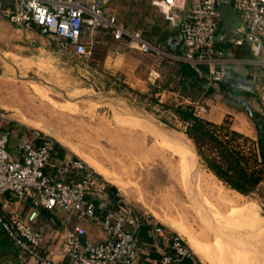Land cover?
Returning <instances> with one entry per match:
<instances>
[{
  "label": "rangeland",
  "instance_id": "374dc122",
  "mask_svg": "<svg viewBox=\"0 0 264 264\" xmlns=\"http://www.w3.org/2000/svg\"><path fill=\"white\" fill-rule=\"evenodd\" d=\"M115 1L121 22L133 14L130 25L147 28L141 12L148 10L149 1L136 0L138 6H130L127 0ZM156 12L159 17L160 11ZM31 34L32 30L18 28L0 12V110L12 118L16 127L49 136L72 155L102 169L111 177L106 180L102 176L104 180L120 188L123 198L136 206L145 205L146 211H153L170 228L169 222H177L176 228L184 235L206 232L208 242L214 241L215 235L205 228L210 222L204 214L203 200L216 205V200L223 199L226 204L219 207L227 218L236 207L254 208L258 217L251 224L259 230L257 237L263 242L264 186L253 195L241 196L210 175L214 186L223 192L218 198L200 180L199 176L209 171L199 159L198 168L190 147L176 139L186 150V159L182 160L157 140L159 135L172 138L158 130L160 127L192 142L186 134V123L175 113L177 102L159 101L161 88L149 75L151 60L139 55L124 57L116 67L108 68L104 60L108 41L115 44L111 30L96 31L101 36L99 44L92 45V54L86 58L74 56L63 42ZM134 78L140 80L136 88L131 87ZM0 127L11 135L9 147L21 141L15 127L6 123H0ZM181 168H187L185 174L190 175L184 177L189 180L181 179ZM231 202L237 205L230 206ZM53 214L37 225L45 236L52 233L50 223L55 217L70 213L56 209ZM85 225L94 230V224ZM246 229L244 223V233ZM259 263L264 264V255Z\"/></svg>",
  "mask_w": 264,
  "mask_h": 264
},
{
  "label": "built area",
  "instance_id": "2783aa9c",
  "mask_svg": "<svg viewBox=\"0 0 264 264\" xmlns=\"http://www.w3.org/2000/svg\"><path fill=\"white\" fill-rule=\"evenodd\" d=\"M111 0H0V12L13 25L24 30L38 28L41 35L66 44L78 58L92 54L90 48L97 30H111L113 39L122 43L116 53L136 48L144 54L161 52L146 42L140 33H132L114 15H105ZM166 19L181 0H152ZM218 0H198L181 20V34L186 47L196 61L206 63L211 74L220 78L214 69L217 39ZM233 7L244 16L246 34L235 41L237 46L248 43L254 55L264 52V0H233ZM196 111L207 112L202 106ZM197 114V112H195ZM200 115V114H199ZM10 116L0 111V123ZM10 136L0 135V227L20 251L38 264H134L137 259V236L147 217L134 212L117 193L119 210L102 212L93 199L106 196L109 183L79 158L55 160L58 142L49 136L31 132L19 143L17 153L9 148ZM58 174L72 175L69 182ZM11 194L17 200H29L27 213L1 203V197ZM53 212L62 209L76 218L74 226L61 237L54 249L49 238L37 229L40 210ZM92 223L107 237L94 242L88 239L85 223ZM153 230L166 243L170 254L162 256L163 264L194 258L187 241L175 230L153 224Z\"/></svg>",
  "mask_w": 264,
  "mask_h": 264
},
{
  "label": "crops",
  "instance_id": "0c3cea01",
  "mask_svg": "<svg viewBox=\"0 0 264 264\" xmlns=\"http://www.w3.org/2000/svg\"><path fill=\"white\" fill-rule=\"evenodd\" d=\"M127 1L130 2V6L139 5V2L136 0ZM147 1L150 2V7L147 8V11L141 12V15L146 19V29L143 26L133 27L130 25V21L132 20L130 16H133V14H129L128 18H124L121 22L116 16L118 5L115 0H111L106 5L105 10L108 11L109 15H114L118 22L123 24L129 32L140 33L146 42L161 53L158 54L152 51L144 54L136 48H131L123 49L121 53L117 54L115 50L116 46L123 47L124 45L114 39L115 44L112 45L111 41L107 40L110 44L108 53L104 59L107 67H116L118 63L123 61L124 57L143 56L152 62L149 74L151 76L150 80L153 79L156 85L161 88L159 94H157V96H161L159 100L161 103L171 100L177 102L174 106L175 108L178 106H189L194 113L197 112V114L195 113L197 116L217 125H221L226 120H229L232 130L256 142L264 141V52L256 56L248 43L242 46L235 44L237 39L245 36L247 30L244 16L241 12L234 9L233 0H218L219 17L217 19L216 53L214 55L213 68L222 72L220 78L212 76L211 68L208 64L195 60V55L186 47L182 38L181 20L198 0H181L180 6L176 7L172 13L173 20L166 19L161 8L156 6L152 0ZM155 9L160 11L159 17ZM31 30L32 37H43L37 27ZM100 37L99 34L94 33V46L99 44ZM110 39H112V36ZM149 66L150 64L148 68ZM135 78L131 83V87L133 88L140 85L138 82L136 83V81L140 80H135ZM198 105L205 107L207 112L200 113L196 111V106ZM4 123L18 130L19 138L22 137L19 143L25 137L27 138L31 132L27 129L16 127L13 124L12 118H10V121ZM258 124L262 127V132L259 131ZM0 129V135L3 133L9 134L11 142L10 133L4 131L2 127ZM19 143L9 147L12 154L17 153ZM56 154L55 160H68L76 157L62 144H58ZM84 161L102 175L97 168H94L86 160ZM210 174L213 173L209 171L208 174L203 175L209 177ZM58 177L69 182L76 179L72 175L58 174ZM105 179L108 180L107 178ZM214 179L221 182L216 176ZM261 186H264V181ZM114 187L115 189L112 193L107 192L106 196L101 198L95 197L93 199L99 211L104 212L107 209L119 210L120 205L118 204L117 193L122 198L123 194L120 188ZM234 192L242 196L237 191ZM123 200L129 204L136 214L147 217L150 221L148 225H150L151 231L141 228L138 233V253L134 264H163L162 256L170 254L171 250L162 241L161 237L154 232L152 225H164L169 228L170 226L158 218L153 211H146L145 205L136 206L127 201V198H123ZM222 200H216L218 202L216 205L209 203L208 200H203L204 214L208 216L210 222V225L205 228L210 229L213 235H215L213 242H208L209 237L206 232H203L202 235L192 234L193 237H191L184 235L181 230L176 228L177 222H169L172 229L177 231L187 241L194 252V258H186L191 261L188 264H260L259 260L264 255V248H262L264 240L262 243L259 242L257 237L259 230L255 229L251 224L258 217V212L254 208H245L243 210L242 207H236L233 209L234 213L230 214L229 218H227L220 211L222 210L220 207L222 208V205L225 206L224 204H226ZM1 203L17 209L24 214L31 207L29 200L19 201L11 194L2 196ZM229 205L235 206L237 204L231 202ZM53 215L55 216L53 212L41 209L37 225H40L43 221L45 223V220L53 217ZM217 215L223 216V218ZM75 223L76 218L73 214H68L63 218L55 217L50 223L52 233L47 236L50 240L49 246L53 249L59 246L62 241V235L71 229ZM220 223L224 225L223 228L220 227ZM244 223L247 228L245 233L243 232ZM89 226L86 225L88 239L94 240V242L106 239L107 236L103 232L96 231L95 228L97 227L95 225L94 230ZM214 228L218 229L213 230ZM187 230L190 232L189 229ZM189 238L196 241L204 254L198 252L189 242ZM183 260L174 261L172 264H184ZM0 264L37 263L25 256L0 227Z\"/></svg>",
  "mask_w": 264,
  "mask_h": 264
},
{
  "label": "trees",
  "instance_id": "16d2710c",
  "mask_svg": "<svg viewBox=\"0 0 264 264\" xmlns=\"http://www.w3.org/2000/svg\"><path fill=\"white\" fill-rule=\"evenodd\" d=\"M175 113L186 123V134L210 172L227 188L244 196L257 193L264 181V141L256 142L232 130L229 120L221 125L204 120L189 106H178ZM258 128L262 132L259 124ZM114 189L109 184L108 192L112 193ZM142 228L151 229L148 224ZM183 262L191 261L185 259Z\"/></svg>",
  "mask_w": 264,
  "mask_h": 264
},
{
  "label": "bare ground",
  "instance_id": "6f19581e",
  "mask_svg": "<svg viewBox=\"0 0 264 264\" xmlns=\"http://www.w3.org/2000/svg\"><path fill=\"white\" fill-rule=\"evenodd\" d=\"M159 133V132H158ZM165 135V134H164ZM153 136H155V135H153ZM157 140H159V141H161V145L163 144V145H165L166 146V148L170 151V152H172L173 154H177V155H179L181 158L182 157H185V159H186V156H185V154H186V150H185V148H184V146L182 145V143L181 142H178L176 139H172V138H169V137H165V136H163V135H159L158 136V138H157ZM160 145V146H161ZM162 148V147H161ZM178 156V157H179ZM188 156V155H187ZM179 157V158H180ZM178 158V160L180 161V159ZM182 160H184L183 158H182ZM183 164V163H182ZM186 164V163H185ZM181 167V166H180ZM185 167V166H184ZM95 168H97V170L98 171H100L101 173H102V175L105 177V178H107L108 180H111V177L110 176H108L107 174H106V172L105 171H103L102 169H100V168H98V167H95ZM182 169V174L183 175H181V179L182 180H185V178L186 177H188L189 175H190V173H189V175L187 176L186 174H185V170L187 169H184V168H181ZM96 171V170H95ZM97 172V171H96ZM175 172V171H174ZM180 172V171H179ZM205 174V173H204ZM101 175V174H100ZM101 175V176H102ZM186 175V177H184ZM211 176H213V177H215L213 174H210ZM209 175V177L208 176H205V175H200V180H202V183L204 184V186L205 187H207V189H209V190H211V192H215L217 195H218V198H220L221 197V194H223V192H222V190L218 187H215L214 186V184H213V181H212V179L213 178H211V176ZM114 179V178H113ZM186 179H188V178H186ZM189 180V179H188ZM199 180V179H198ZM187 181V180H186ZM187 182H189V181H187ZM192 182V181H191ZM186 183V182H185ZM200 184V183H199ZM201 186H203V185H201ZM202 188V187H201ZM206 189V190H207ZM205 190V191H206ZM208 190V191H209ZM222 198H223V196H222ZM217 199V198H216ZM209 205H211V204H209ZM209 207V206H208ZM219 210V209H218ZM244 212V211H243ZM217 216H219V215H217ZM241 221H243V220H241ZM242 226V225H241ZM179 230V229H178ZM181 230V229H180ZM261 231V230H260ZM183 235V234H182ZM191 237H193V236H191ZM261 238V237H260ZM263 239V238H262ZM262 241V240H261ZM260 241V242H261ZM189 242L198 250V252L200 253V254H204V252H203V250H202V248L200 247V246H198L197 245V243H196V241H194L193 239H191V238H189ZM253 249V248H252ZM255 249H257L256 247H255ZM249 250V249H248ZM222 251V250H221ZM231 251V250H230ZM257 251V250H256Z\"/></svg>",
  "mask_w": 264,
  "mask_h": 264
},
{
  "label": "water",
  "instance_id": "95a60500",
  "mask_svg": "<svg viewBox=\"0 0 264 264\" xmlns=\"http://www.w3.org/2000/svg\"><path fill=\"white\" fill-rule=\"evenodd\" d=\"M217 8H218V5H217ZM155 126V125H154ZM157 127V126H156ZM158 128V130H160V131H162L163 133H166L168 136H170V137H172V138H174V139H178V140H181V142H183L184 144H186L188 147H190L191 148V150L194 152V154H195V156H196V159H197V162H198V159L199 160H201V157H200V155H199V153H198V150H197V148H196V145L194 144V142L192 143V142H189V141H187L186 139H184V138H182V137H176V136H174V135H172V134H170L168 131H166L165 129H163V128H160V127H157ZM189 138V137H188ZM190 139V138H189ZM191 140V139H190ZM199 162H198V168H199ZM196 170H198L197 168H196Z\"/></svg>",
  "mask_w": 264,
  "mask_h": 264
}]
</instances>
